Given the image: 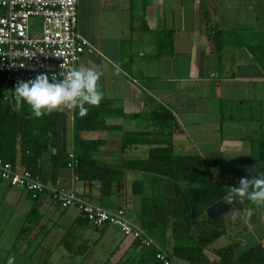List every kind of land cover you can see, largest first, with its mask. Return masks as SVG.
<instances>
[{"label": "crops", "instance_id": "crops-1", "mask_svg": "<svg viewBox=\"0 0 264 264\" xmlns=\"http://www.w3.org/2000/svg\"><path fill=\"white\" fill-rule=\"evenodd\" d=\"M202 4L213 23L229 31L220 53L206 35ZM112 13L126 21L124 28L120 20L110 21ZM77 15V32L88 43L78 68L101 73L98 90L103 110L109 111L103 121L114 127L79 135L102 142L91 152L94 160L120 166L123 159H145L147 146L124 147L123 138L170 137L176 154L220 159L221 167L213 171L216 180L240 181L264 173V0H220L218 13L207 0H77ZM157 33L170 41L169 54L156 55ZM156 105L173 114L178 128L161 132L150 121L129 118ZM59 111L64 115L63 153L74 154L73 120L65 108ZM51 152L44 162L45 184L95 203L99 189L77 181L67 166L58 168L52 180ZM122 177L124 194L107 198L105 204L110 210L124 209L139 226L142 199L152 195L151 176L123 170ZM37 203L40 222L18 237L33 202L22 189L0 180V229L14 240L8 242L7 253L34 256L32 243L42 240L51 264H137L140 251L132 238L109 226L93 227L76 207L61 209L49 193ZM221 218L211 251L236 243L234 264H242L239 260L258 246L264 252V205L258 206L253 225L248 212L232 210Z\"/></svg>", "mask_w": 264, "mask_h": 264}, {"label": "trees", "instance_id": "trees-1", "mask_svg": "<svg viewBox=\"0 0 264 264\" xmlns=\"http://www.w3.org/2000/svg\"><path fill=\"white\" fill-rule=\"evenodd\" d=\"M207 2L213 12L218 13L220 0ZM200 6L206 35L216 45L217 53H220L222 39L229 31H224L213 23L211 13L205 4ZM156 35L159 38L156 55H165L166 52L169 54L171 51L168 38L160 39V35L158 33ZM103 105L102 101L99 106L89 107L88 114L84 117L79 116L78 110H74L73 113L74 156L77 159V166L73 170L74 177L77 181L86 183L90 190L94 187L99 189V197L94 202L107 209L105 204L107 198L124 194L123 170L149 174L152 195L142 199L139 226L152 238L154 233H158V240L155 238L154 240L169 258L177 264H234L236 243L215 251L209 249L219 237L222 218L212 221L205 212L213 204L223 199L227 200L228 187L238 185L239 181L214 179L213 171L218 170L222 164L220 159L176 154L170 137L163 139L124 137V147L147 146V157L123 159L120 166L97 162L91 157V152L102 142L84 141L79 135L87 131L114 129L104 124V114H108L109 111L105 113ZM119 114L123 113L120 111ZM129 118L140 122L150 121L161 132H171L178 128L173 114L162 105L153 106ZM63 120L64 115L61 111L39 119L34 118L26 105L17 108L11 91L2 89L0 85V161L11 163L15 168L20 165L23 170L38 176L46 183L44 162L48 150L51 149V178L54 181L57 169L66 167L69 162L68 155L64 154L62 149ZM41 195L34 199L29 196L33 206L18 237L27 236L40 222L42 216L38 211L37 202ZM228 203L232 210L248 212L251 225L257 222L258 206L247 200ZM134 242L140 251L137 264H162L156 259L154 247H140L137 241ZM210 255L216 259H211ZM239 263L264 264L262 248L258 246L252 249L239 260Z\"/></svg>", "mask_w": 264, "mask_h": 264}, {"label": "built area", "instance_id": "built-area-1", "mask_svg": "<svg viewBox=\"0 0 264 264\" xmlns=\"http://www.w3.org/2000/svg\"><path fill=\"white\" fill-rule=\"evenodd\" d=\"M77 21V0H0L2 89L12 92L18 82L34 79L42 73L60 79L66 72L78 68L88 43L77 32ZM65 110L73 120L74 109ZM68 158L67 167L73 171L77 159L73 153ZM0 180L22 189L32 199L48 192L61 209L76 207L93 227H112L137 241L140 247H154L160 263L177 264L154 238L128 218L122 208L106 209L72 192L52 188L38 176L2 161Z\"/></svg>", "mask_w": 264, "mask_h": 264}, {"label": "clouds", "instance_id": "clouds-1", "mask_svg": "<svg viewBox=\"0 0 264 264\" xmlns=\"http://www.w3.org/2000/svg\"><path fill=\"white\" fill-rule=\"evenodd\" d=\"M100 76V72L88 67L74 68L60 79L42 73L34 79L18 82L11 92L12 99L17 108L26 105L36 119L62 108L78 110L79 116L84 117L89 107L99 106L104 98L98 90ZM227 200L264 205V173L252 179L241 178L238 185L228 187ZM6 264H16V257L9 255Z\"/></svg>", "mask_w": 264, "mask_h": 264}, {"label": "rangeland", "instance_id": "rangeland-1", "mask_svg": "<svg viewBox=\"0 0 264 264\" xmlns=\"http://www.w3.org/2000/svg\"><path fill=\"white\" fill-rule=\"evenodd\" d=\"M117 20H120V23L124 26H126V21H122V17H117V15L115 14H111L110 17V21L111 22H116ZM78 22V21H77ZM37 24H39V21H37ZM36 23H33V26H35ZM36 31H38V28H35ZM9 91V90H8ZM12 235H10V233L3 232L0 229V264H3V262L6 264V261L9 255H14L16 257V264H51L52 261V257L51 255H49V257L47 256V253L49 251L48 249V244L46 243V241H42V240H38L35 243H32V245L34 244L33 248L36 247L37 251L33 252L36 253L34 254V256L30 255L29 253L27 254L26 258H22L21 256H18L16 253H7V251L5 249H8V242H13L12 240H9V238H11ZM20 240H18L17 242H19ZM38 245V246H37ZM41 248H43L44 250H42ZM50 248V247H49ZM56 255V253H55ZM50 259V260H49ZM4 260V261H3ZM113 263V262H111ZM110 263V264H111Z\"/></svg>", "mask_w": 264, "mask_h": 264}, {"label": "water", "instance_id": "water-1", "mask_svg": "<svg viewBox=\"0 0 264 264\" xmlns=\"http://www.w3.org/2000/svg\"><path fill=\"white\" fill-rule=\"evenodd\" d=\"M232 211V207L226 199H223L206 209V216L214 221Z\"/></svg>", "mask_w": 264, "mask_h": 264}]
</instances>
